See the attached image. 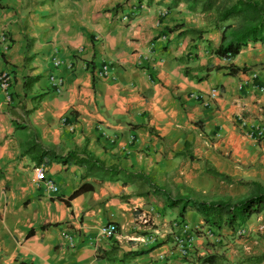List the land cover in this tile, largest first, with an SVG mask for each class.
Here are the masks:
<instances>
[{"label": "crops", "instance_id": "0c3cea01", "mask_svg": "<svg viewBox=\"0 0 264 264\" xmlns=\"http://www.w3.org/2000/svg\"><path fill=\"white\" fill-rule=\"evenodd\" d=\"M204 16L171 0H0V71L12 76L9 102L0 92V264H252L244 260L264 253V214L234 232L207 228L193 210L180 218L160 196H138L136 183L82 180V168L44 160L58 188L50 194L35 186L34 164L22 155L35 136L55 155L84 152L199 201L246 194L204 163L264 187V135L256 130L264 131V44L215 57L208 50L220 32ZM103 66L106 79L97 77ZM51 76L61 81L58 94ZM81 183L92 191L69 207L56 200ZM148 208L157 233L140 242L149 230L137 217ZM109 222L117 240L98 236ZM176 222L198 230L185 255L169 233Z\"/></svg>", "mask_w": 264, "mask_h": 264}, {"label": "trees", "instance_id": "16d2710c", "mask_svg": "<svg viewBox=\"0 0 264 264\" xmlns=\"http://www.w3.org/2000/svg\"><path fill=\"white\" fill-rule=\"evenodd\" d=\"M180 2L184 3L189 11L198 9L200 13L206 14L204 16L206 23L210 24L212 29L220 32L219 44L217 47L208 50L211 55L230 59L238 55L249 44H264V0H171V5L176 6ZM186 33L198 36L201 31L191 29L186 30ZM207 44L209 46L208 42ZM227 70L228 75H235L238 71L232 67H227ZM202 79L199 78L198 80ZM22 149V155L27 156L34 166L44 164V160L61 165L73 164L82 168V180L88 177H98L104 181L122 179L124 185L136 183L138 196H146L148 193L160 196L164 202V207L177 209V215L180 218L186 211L193 210L200 217L202 225L207 228L217 230L225 228L234 232L251 216L264 214L263 186L253 181H234L207 163H204L203 166L207 174L225 184L244 187L246 189L245 196L238 199L220 197L209 201H199L189 197L173 198L142 173H131L117 167L105 166L103 162L84 152L68 151L64 155H55L43 148L35 136H31L23 144ZM142 188L146 190L141 192ZM92 189L91 185L81 183L66 198L60 197L56 200L69 207V202L73 198L92 191ZM138 254L137 252L134 255ZM207 261L208 257L202 259V263ZM244 261L259 264L264 261V253L246 258Z\"/></svg>", "mask_w": 264, "mask_h": 264}, {"label": "built area", "instance_id": "2783aa9c", "mask_svg": "<svg viewBox=\"0 0 264 264\" xmlns=\"http://www.w3.org/2000/svg\"><path fill=\"white\" fill-rule=\"evenodd\" d=\"M122 20L127 21V16L125 15ZM1 42L4 44L2 47V51H7V44L5 41V37H0ZM61 65V62L56 60L55 58L52 61V66L54 68ZM69 65H66V68H68ZM108 76V70L106 67H102L101 70L98 72L97 77L106 79ZM254 76V75H253ZM49 84L53 89V92L58 94L60 93L61 89V81L60 79H55L54 77L49 78ZM12 82V76L9 71L7 70H1L0 71V92L3 95L4 101L9 102L10 100V84ZM264 91V88L260 89V92ZM214 96L213 90L211 91V94H209V97L212 98ZM195 99H198V97H194ZM258 131V136L264 135V131L261 129H256ZM251 138V135H249ZM132 139V138H130ZM33 172V182L36 187L41 186L47 193L50 194H56L58 192L57 186L52 182L51 179L46 175V169L45 166L39 165L35 166L32 170ZM156 219L157 215L155 212L151 209H145L144 211L141 210L139 213V216L137 217V222L141 227H144V229L149 230V232H146L144 236L142 237V241L140 242H152L154 240V236L157 233L156 230ZM175 234L173 233V231ZM118 226L114 223H105L101 225L98 229V236L104 239H118ZM170 234L173 235V241L176 244V247H178V253L180 255H185V247L189 244L190 240L192 239V235L194 234V231H196L194 228H190L188 224L183 222H176L172 223L170 225ZM178 232L181 235H178ZM187 234V236H186ZM64 239L66 240L68 246H73V240L72 237L69 235H64ZM185 244V246H184Z\"/></svg>", "mask_w": 264, "mask_h": 264}, {"label": "rangeland", "instance_id": "374dc122", "mask_svg": "<svg viewBox=\"0 0 264 264\" xmlns=\"http://www.w3.org/2000/svg\"><path fill=\"white\" fill-rule=\"evenodd\" d=\"M194 195V194H191V196ZM171 197L173 198H177V197H180V196H177V194L174 192L172 195L170 194Z\"/></svg>", "mask_w": 264, "mask_h": 264}, {"label": "clouds", "instance_id": "9594fccd", "mask_svg": "<svg viewBox=\"0 0 264 264\" xmlns=\"http://www.w3.org/2000/svg\"><path fill=\"white\" fill-rule=\"evenodd\" d=\"M41 165H43V166H44V164H41ZM34 167H35V166H34ZM34 167H33V168H34ZM196 231H198V230H196Z\"/></svg>", "mask_w": 264, "mask_h": 264}]
</instances>
